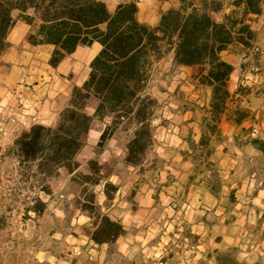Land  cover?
I'll list each match as a JSON object with an SVG mask.
<instances>
[{"label": "crops", "instance_id": "1", "mask_svg": "<svg viewBox=\"0 0 264 264\" xmlns=\"http://www.w3.org/2000/svg\"><path fill=\"white\" fill-rule=\"evenodd\" d=\"M133 1L138 20L150 26H157L169 9L156 0ZM107 7L112 12L113 7ZM227 13L224 8L214 17L222 21ZM14 16L8 46L0 54L1 104L27 129L35 124L55 126L74 89L88 79L102 45L99 41L78 45L53 65L55 45L29 41L32 26L18 11ZM247 18L254 31L261 29L258 13ZM247 50V45L234 42L222 53L233 65L230 96L222 107L216 106L212 87L195 78L192 66L175 63L174 49L170 50L174 72L148 85V93L160 104L151 120L154 160L131 163L126 144L111 163L116 190L106 205L109 217L124 230L115 243L119 254L149 250L151 258L168 260L189 239L186 234H194L196 243L183 254L208 255L215 248L207 242L210 234L224 239L226 234L219 229L225 232L231 226L229 202L264 203V73L257 72ZM181 89L187 90L183 97L176 95ZM89 114L93 119L87 139L98 140L108 121L97 118L95 110ZM120 132L118 128L113 137ZM98 261L95 264H105Z\"/></svg>", "mask_w": 264, "mask_h": 264}, {"label": "trees", "instance_id": "2", "mask_svg": "<svg viewBox=\"0 0 264 264\" xmlns=\"http://www.w3.org/2000/svg\"><path fill=\"white\" fill-rule=\"evenodd\" d=\"M257 3L258 0H234V8L217 21L214 13L224 9L217 0H180L178 7L162 13L157 26H150L138 20L135 1L121 3L110 12L102 0H0V54L8 46L15 11L32 26L29 41L55 45L53 65L78 45L93 41L102 45L91 63L88 79L74 89L58 123L35 124L23 131L14 141L12 153L21 165L32 164V170L44 178L53 175L83 146L93 119L86 112L91 100L97 118H111L101 142L123 123L133 124L127 158L132 162L135 147L143 150L144 141L152 138L151 120L158 106V100L147 91L152 67L171 49L175 63L192 66L195 78L212 87L216 106L222 107L230 96L228 85L233 71L222 53L234 42L247 45V37L254 38L247 15L260 12ZM42 190L48 192L49 188L43 186ZM35 200L43 204L40 198ZM104 225L116 231L110 238L95 233L96 242L110 241L123 233L122 225L109 217Z\"/></svg>", "mask_w": 264, "mask_h": 264}, {"label": "rangeland", "instance_id": "3", "mask_svg": "<svg viewBox=\"0 0 264 264\" xmlns=\"http://www.w3.org/2000/svg\"><path fill=\"white\" fill-rule=\"evenodd\" d=\"M102 1L113 7V12L118 4L133 0ZM156 1L166 9L180 4V0ZM233 1L217 0L228 12L234 8ZM257 7H260L258 25L261 29L255 31L253 39H248L246 34L245 38L247 52L254 60L252 63L259 68L258 73H264V0H258ZM161 12L163 9L159 10ZM171 56L167 50L165 58L153 65L148 85L174 72ZM186 93L187 90L181 89L176 95L183 97ZM1 100L0 95V264H95L98 260H104L105 264H264V203L259 201L229 202L231 226L225 232L219 229L226 238L221 234L215 238L211 233L207 242L215 248L205 256L199 253L194 258L196 253L183 254L196 243L194 234H186L189 239L177 247L168 260L151 258L149 250L119 254L115 243L124 236V230L117 238L96 242L93 240L95 233L101 238H110L116 231L112 226H103L110 212L106 204L116 190L111 163L119 159L118 154L126 144L128 147L133 137V124L123 123L118 135L113 137V133L102 142L101 136L98 140L91 137L90 141L86 137L72 161L60 165L53 175L44 178L32 170V164L21 165L12 153L16 138L31 127L27 129ZM92 104L89 100L87 113L95 110ZM105 120L110 123L111 118ZM151 131L153 135L152 125ZM144 142L143 150L135 147L131 163L140 164L147 157L154 160L150 152L153 136ZM261 165L264 169L263 160ZM43 186L49 191H43ZM35 198H40L43 204ZM237 203L238 208L235 207ZM33 207L39 209L35 211ZM106 245L107 249H102Z\"/></svg>", "mask_w": 264, "mask_h": 264}]
</instances>
